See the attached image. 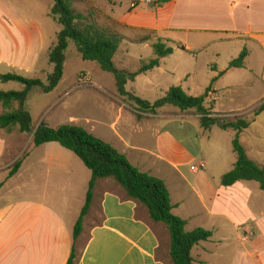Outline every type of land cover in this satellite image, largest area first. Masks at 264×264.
Listing matches in <instances>:
<instances>
[{
  "label": "rangeland",
  "instance_id": "1",
  "mask_svg": "<svg viewBox=\"0 0 264 264\" xmlns=\"http://www.w3.org/2000/svg\"><path fill=\"white\" fill-rule=\"evenodd\" d=\"M71 2L77 12L91 21L93 14L100 18H123L130 7V0ZM151 5L152 1L140 3L137 11L150 10ZM52 6V0H0V53L5 61H0V75L13 74L45 82L53 69L48 64L47 52L62 31V26L49 16ZM103 20L99 19V22L125 36L113 60L117 69L134 72L155 59L151 47L154 43L160 42L172 49L171 55L160 60L159 67L129 82L127 91L154 102L171 87H180L187 95L199 97L212 85L214 96L205 101L206 107L212 106L213 111L227 121L240 118L248 123L253 122L252 131L264 133V111L258 119L254 115L264 103L261 50H252L251 59L256 68H231L230 62L247 49L241 42L220 43L212 35L193 31H163L155 35L125 29L107 22L105 18ZM18 65L23 67L20 69ZM19 90L18 83L0 81V91ZM24 108L31 116L33 130L41 122L51 128L67 124L82 127L116 148L139 171L162 179L173 201L178 203L174 213L186 221V231L203 228L212 232L207 242L194 247L203 264H251L257 261L258 253H253L251 248H257L252 242L264 241V215L257 219L256 231L237 227V221L243 220L241 217L217 214L223 213L217 209L221 202L219 200L223 199L218 192L221 188L220 178L235 163L231 147L233 131L221 130L216 126L204 131L194 112H181L173 107H164L156 115L138 121L145 115L136 117L133 106L118 97L113 77L101 71L96 64L83 62L72 42L65 52L59 85L48 94L38 88L32 89ZM2 112L0 106V114ZM4 133L0 130V168L19 159L26 162L24 172L0 189V207L26 194L31 196L50 192L53 189L52 172L45 174L47 170L44 165L37 169L44 150H37L32 140H26L31 134L7 137L6 143ZM245 137V145L252 146L248 136ZM55 146L58 152L59 149L62 151L63 159L69 155L91 178V172L71 152L58 144ZM199 164H203L205 169L193 173L191 167H198ZM8 172L9 168L7 171L0 169V183L7 178ZM26 188H29V193L25 194ZM260 193L262 197L255 202L259 211L264 213V192ZM244 203H241L242 213L249 208ZM99 220L98 210H92L85 218L86 227L90 228ZM258 231L262 237H259ZM86 235L77 248L81 247ZM259 252L264 260V245Z\"/></svg>",
  "mask_w": 264,
  "mask_h": 264
},
{
  "label": "crops",
  "instance_id": "2",
  "mask_svg": "<svg viewBox=\"0 0 264 264\" xmlns=\"http://www.w3.org/2000/svg\"><path fill=\"white\" fill-rule=\"evenodd\" d=\"M145 1H152V9L137 11V6ZM133 2L134 0H130L129 12L123 18H100L93 14V21L103 25L99 19L104 21L105 18L107 22L119 27L155 35L163 31H193L212 35L215 41L220 43L241 42L247 48L243 68L252 70L257 67L251 59L252 50L256 49L263 53L260 65L264 68V0H172L162 5L156 4V0H135V7L132 6ZM123 37L125 39V36ZM1 57L0 53V61H4ZM22 67L18 65V68ZM213 96L214 93L210 97ZM151 116L154 115L136 119L141 121ZM260 116L261 114L255 117L258 119ZM253 125V122L249 123L248 129L240 134L239 141L248 159L259 167H264V133L252 131ZM4 134L6 143L7 137L26 135L17 132ZM245 136H248L252 146L245 145ZM29 139L32 140V136L26 140ZM55 144L34 147L44 150L37 163V169L44 165L47 170L45 174L54 173L50 175L53 178V189L45 194L28 196L26 193L29 188H26L25 196L15 198L0 207V264H66L72 246H75L77 252L75 264H170L169 235L166 228L160 223H153L147 209L127 198L124 191L110 179L96 182L86 216L97 209L99 222L89 228L84 221L81 235L75 243L73 242V227L85 204L91 178H88L85 171L80 169L81 165L69 155L63 159L62 151L59 149L58 152ZM25 162H22L14 176H7L1 183V188L24 172ZM66 164L71 167V173ZM11 165L9 163L0 169L7 171ZM76 167L77 170L74 171ZM204 169L205 166L203 169L191 171L198 173ZM37 175L41 176L40 171ZM258 186V183L253 181H240L226 188L221 186L218 192L223 199L219 200L221 202L217 209L223 213L217 214L241 217L243 220L237 221V227L255 229L257 219L264 215L255 202L262 197ZM168 192L171 204L175 207L172 210L175 215L178 203L173 201L169 189ZM241 203L249 205L248 209H244V213L241 212ZM85 234V240L81 247L77 248ZM259 237H262L260 232ZM252 243L257 247L255 250L251 248L252 252L258 255L257 261H252L251 264H264L263 254L259 252L264 241ZM196 246L198 245L194 247ZM194 247L191 250L193 264H203V259L198 252H194Z\"/></svg>",
  "mask_w": 264,
  "mask_h": 264
},
{
  "label": "trees",
  "instance_id": "3",
  "mask_svg": "<svg viewBox=\"0 0 264 264\" xmlns=\"http://www.w3.org/2000/svg\"><path fill=\"white\" fill-rule=\"evenodd\" d=\"M171 1L156 0V4L162 5ZM52 2L49 16L62 26V31L56 36L55 44L47 52V61L53 68L52 72L47 75L45 82L13 74L0 75L1 83L15 82L20 85L19 91H0V106L3 110L0 114V130L9 134L13 132L31 134L34 147L56 143L71 152L91 172L85 204L73 227L74 243L82 233L96 182L101 179H110L124 191L127 198L147 209L153 223H160L166 228L169 235L170 264H193L192 248L201 242H207L212 237V232L203 228L185 230V220L172 213L175 207L171 204L167 186L161 179L140 172L109 143L82 127L67 124L51 128L41 122L33 130L31 116L24 108L25 100L34 88L48 94L59 85L63 75L65 52L69 43L72 42L83 62L94 63L101 71L113 77L118 97L133 106L137 117L156 115L164 107H173L181 112H194L199 117L200 127L204 131H209L214 126L221 130L233 131L235 135L231 147L236 160L233 168L221 176L220 185L226 188L240 181H253L258 183L260 190L264 192V167H259L248 159L239 141L240 134L249 127L248 121L240 118L227 121L225 117L214 113L212 106L206 107L205 101L213 93L212 85L199 97L187 95L180 87H171L162 98L154 102L143 100L133 91H127L126 86L129 82H134L136 77L159 67L160 60L171 55L172 49L166 48L160 42L154 43L151 47L156 55L155 59L141 65L134 72L117 69L113 60L124 37L108 27L87 19L74 9L71 0H52ZM132 6L135 7L136 3ZM143 41L148 40L143 39ZM246 57L247 51L243 50L237 59L230 62L229 66L243 68ZM263 111L264 103L254 115L258 116ZM22 162L23 160L19 159L9 167L8 178L19 171ZM1 186L0 183V188ZM76 258V248L72 246L66 264H75Z\"/></svg>",
  "mask_w": 264,
  "mask_h": 264
},
{
  "label": "built area",
  "instance_id": "4",
  "mask_svg": "<svg viewBox=\"0 0 264 264\" xmlns=\"http://www.w3.org/2000/svg\"><path fill=\"white\" fill-rule=\"evenodd\" d=\"M203 168H204V165L200 164L198 167H191V170L197 171L198 169H203Z\"/></svg>",
  "mask_w": 264,
  "mask_h": 264
}]
</instances>
